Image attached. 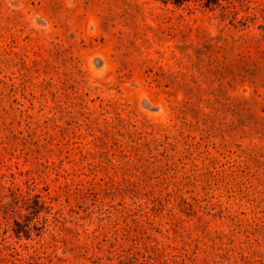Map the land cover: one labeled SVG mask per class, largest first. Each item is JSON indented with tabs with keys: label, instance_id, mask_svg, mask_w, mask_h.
I'll return each mask as SVG.
<instances>
[{
	"label": "rangeland",
	"instance_id": "rangeland-1",
	"mask_svg": "<svg viewBox=\"0 0 264 264\" xmlns=\"http://www.w3.org/2000/svg\"><path fill=\"white\" fill-rule=\"evenodd\" d=\"M164 1L0 0V210L32 184L80 233L0 211L15 264H264V31L231 25L258 0Z\"/></svg>",
	"mask_w": 264,
	"mask_h": 264
},
{
	"label": "trees",
	"instance_id": "trees-1",
	"mask_svg": "<svg viewBox=\"0 0 264 264\" xmlns=\"http://www.w3.org/2000/svg\"><path fill=\"white\" fill-rule=\"evenodd\" d=\"M201 1V0H198ZM227 1V0H223ZM189 0H169L163 3H170L175 7L184 5ZM249 3V1L243 0V3ZM246 4V3H245ZM231 4L227 2L226 5L217 4L223 10L229 7ZM206 9L212 10L209 4L204 6ZM244 16L240 19L233 18L231 25L234 28L249 27V24L253 23L256 19V15L259 13L262 22L258 28L264 31V0L256 1V7L251 8L249 5H244ZM238 14V13H237ZM224 14H222L223 16ZM11 194V203L3 204L1 211L2 220L9 225V229L12 235L17 240H29L32 235L40 237L46 232H51L58 226L61 227V231H66L79 236V225L67 226L69 222L64 216H62V204L59 203L58 195H51L47 190H40L35 185H26V190L19 187L17 184L8 189ZM145 231L144 225L137 230L138 234H143ZM123 241H132L130 234L124 231L122 234ZM137 241V240H134ZM136 252L132 259L122 261L121 264H167L164 259V255L156 246H145L136 248ZM22 254L15 248L10 246H4L0 249V261L5 260L11 264H15V261L19 260ZM11 259V260H8ZM139 260L141 262H139ZM80 264V263H72ZM91 264H103L101 258H95L91 261Z\"/></svg>",
	"mask_w": 264,
	"mask_h": 264
}]
</instances>
